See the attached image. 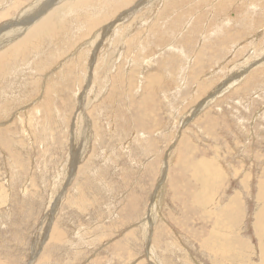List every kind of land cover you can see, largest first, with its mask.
Returning <instances> with one entry per match:
<instances>
[{
  "label": "rangeland",
  "instance_id": "rangeland-1",
  "mask_svg": "<svg viewBox=\"0 0 264 264\" xmlns=\"http://www.w3.org/2000/svg\"><path fill=\"white\" fill-rule=\"evenodd\" d=\"M263 55L264 0H0V264H264Z\"/></svg>",
  "mask_w": 264,
  "mask_h": 264
},
{
  "label": "bare ground",
  "instance_id": "bare-ground-1",
  "mask_svg": "<svg viewBox=\"0 0 264 264\" xmlns=\"http://www.w3.org/2000/svg\"><path fill=\"white\" fill-rule=\"evenodd\" d=\"M8 1V0H7ZM249 1V0H248ZM249 3H251V2H249ZM249 3H247V4H249ZM251 5V4H250ZM248 6V5H247ZM246 6V7H247ZM138 7V6H137ZM113 8V7H112ZM248 8V7H247ZM250 8H252V7H250ZM249 8V9H250ZM257 9V8H256ZM110 10H112L111 8H110ZM113 10H114V8H113ZM112 10V11H113ZM245 10V9H244ZM251 10V9H250ZM253 10V9H252ZM259 10V9H258ZM111 11V12H112ZM254 12V11H253ZM257 12V11H256ZM117 13V12H116ZM112 15H113V13H111ZM259 14V13H258ZM114 16V15H113ZM52 19H53V15H49V16H47L46 18H44V19H42L41 21H39L38 23H36L35 25H33L30 29H29V31H28V33H27V35H26V37H25V39L21 42V43H19L18 45H16V47H15V49H18V50H24V49H27L28 48V43L29 42H35L33 39H34V37H36V36H38V34L40 33V31H41V29L44 27V26H46V25H48L51 21H52ZM96 20V19H95ZM106 20H107V18H106ZM90 21V20H89ZM92 22H94V21H92ZM91 23V22H90ZM104 23V22H103ZM101 24H102V22H101ZM100 23H97V22H94V26H96V25H101ZM112 24V23H111ZM111 24H109V25H107V26H105V27H103V28H108V27H110V26H112ZM100 34V33H99ZM102 34V33H101ZM36 39V38H35ZM29 45H30V43H29ZM169 46V45H168ZM30 47L32 48V46L30 45ZM36 47V46H35ZM30 48V49H31ZM34 48V47H33ZM29 49V48H28ZM27 49V50H28ZM262 56V55H261ZM263 60H264V55H263V57H261ZM262 61V60H261ZM264 62V61H263ZM251 64H253V63H251ZM251 66V65H250ZM214 71V70H213ZM244 71V70H243ZM238 72H242V71H238ZM239 74V73H238ZM241 74H243V72L241 73ZM240 74V75H241ZM210 75V74H209ZM237 75V74H236ZM254 75V74H253ZM232 76H233V74H232ZM251 77V76H250ZM252 79V78H251ZM232 81V80H231ZM231 81H228L227 83H229V82H231ZM250 83V82H249ZM248 87V86H247ZM217 91H215V92H213L212 94H214V93H216ZM264 106V105H263ZM192 112V111H191ZM257 116V115H256ZM264 117V116H263ZM7 195V194H6ZM156 199H158V198H156ZM160 200V199H159ZM158 200V201H159ZM155 203V202H154ZM163 203V202H162ZM236 208V207H235ZM264 210V209H263ZM264 212V211H263ZM49 216V215H48ZM47 217V216H46ZM242 217V216H241ZM43 218H45V217H43ZM237 219V218H236ZM47 220H48V218H47ZM46 221V220H45ZM50 221V220H49ZM43 225V224H42ZM41 225V226H42ZM50 225H52V224H50ZM256 226V225H255ZM48 227V226H47ZM256 228V227H255ZM260 228V227H259ZM150 229V228H149ZM148 229V230H149ZM43 230H44V228H43ZM57 231V230H56ZM48 232V231H47ZM50 232V231H49ZM50 235V234H49ZM55 235V234H54ZM50 237H52V235L51 236H49V238ZM146 237V236H145ZM258 239V238H257ZM209 242V241H208ZM148 245V244H147ZM259 245V244H258ZM221 253V252H220ZM260 254V253H259Z\"/></svg>",
  "mask_w": 264,
  "mask_h": 264
}]
</instances>
